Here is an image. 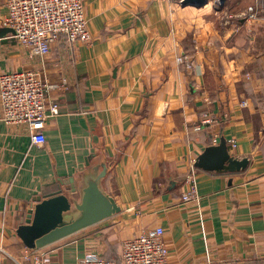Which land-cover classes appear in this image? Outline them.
<instances>
[{
    "label": "crops",
    "instance_id": "1",
    "mask_svg": "<svg viewBox=\"0 0 264 264\" xmlns=\"http://www.w3.org/2000/svg\"><path fill=\"white\" fill-rule=\"evenodd\" d=\"M180 1L83 0L91 40L37 57L4 26L0 0V74L68 82L51 94L43 144L0 118V264H76L88 251L115 261L124 240L158 226L167 264H264V0ZM204 116L216 121L196 130ZM220 138L245 169L194 167ZM103 159L120 211L29 250L16 228L35 198L69 191Z\"/></svg>",
    "mask_w": 264,
    "mask_h": 264
},
{
    "label": "built area",
    "instance_id": "2",
    "mask_svg": "<svg viewBox=\"0 0 264 264\" xmlns=\"http://www.w3.org/2000/svg\"><path fill=\"white\" fill-rule=\"evenodd\" d=\"M5 5L7 14L3 20L4 26L13 31V36L31 56L43 57L55 42L63 41L72 46L76 42L91 40L83 0H5ZM248 11L247 16L252 17L253 8L249 7ZM178 60L181 61V58ZM67 88L68 82L64 76L57 80H46L33 70L1 73L0 118L7 125L28 127L33 142L43 144L45 136L41 132V125L48 117L58 114V103L51 98V94ZM215 121L214 117L204 116L195 129L200 130L201 125ZM189 197L186 194L183 200ZM163 236V228L158 226L124 240L121 264H167L168 249ZM32 258L39 260L38 256ZM76 264L118 263L95 251H88Z\"/></svg>",
    "mask_w": 264,
    "mask_h": 264
},
{
    "label": "water",
    "instance_id": "3",
    "mask_svg": "<svg viewBox=\"0 0 264 264\" xmlns=\"http://www.w3.org/2000/svg\"><path fill=\"white\" fill-rule=\"evenodd\" d=\"M224 1L218 0L220 5ZM207 2L181 0L180 5L201 7ZM247 164V157L237 158L229 153L224 138L206 146L193 163L195 168L216 173L239 172ZM106 174L107 166L103 159L90 164L76 185L72 183L69 191L58 190L47 196L36 197L25 222L16 228L22 243L29 250H38L118 213L120 206L102 185Z\"/></svg>",
    "mask_w": 264,
    "mask_h": 264
},
{
    "label": "trees",
    "instance_id": "4",
    "mask_svg": "<svg viewBox=\"0 0 264 264\" xmlns=\"http://www.w3.org/2000/svg\"><path fill=\"white\" fill-rule=\"evenodd\" d=\"M118 264H121L122 263V259H121V254H120V257L118 260H115Z\"/></svg>",
    "mask_w": 264,
    "mask_h": 264
},
{
    "label": "rangeland",
    "instance_id": "5",
    "mask_svg": "<svg viewBox=\"0 0 264 264\" xmlns=\"http://www.w3.org/2000/svg\"><path fill=\"white\" fill-rule=\"evenodd\" d=\"M214 1H216V4H215L214 6H216V7L218 6V8H219L218 0H213V2H214Z\"/></svg>",
    "mask_w": 264,
    "mask_h": 264
}]
</instances>
